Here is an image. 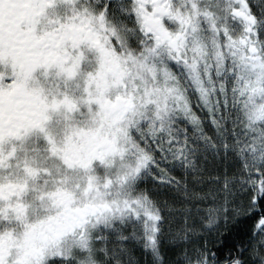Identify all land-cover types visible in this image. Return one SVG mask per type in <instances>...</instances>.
<instances>
[{"label": "snow or ice", "instance_id": "snow-or-ice-1", "mask_svg": "<svg viewBox=\"0 0 264 264\" xmlns=\"http://www.w3.org/2000/svg\"><path fill=\"white\" fill-rule=\"evenodd\" d=\"M0 264H264V0H0Z\"/></svg>", "mask_w": 264, "mask_h": 264}, {"label": "trees", "instance_id": "trees-1", "mask_svg": "<svg viewBox=\"0 0 264 264\" xmlns=\"http://www.w3.org/2000/svg\"><path fill=\"white\" fill-rule=\"evenodd\" d=\"M235 227L238 228V229H240V231L243 230L241 226H235ZM233 234H234V233L230 234V233H228V232H225L222 238H227V242L230 243L231 240H232V235H233Z\"/></svg>", "mask_w": 264, "mask_h": 264}]
</instances>
